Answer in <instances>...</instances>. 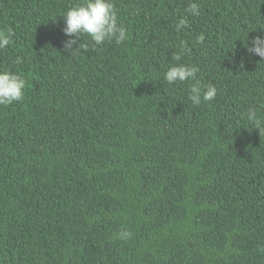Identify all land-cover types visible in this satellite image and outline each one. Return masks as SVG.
Wrapping results in <instances>:
<instances>
[{
    "label": "trees",
    "instance_id": "obj_1",
    "mask_svg": "<svg viewBox=\"0 0 264 264\" xmlns=\"http://www.w3.org/2000/svg\"><path fill=\"white\" fill-rule=\"evenodd\" d=\"M79 2L0 0V70L27 82L0 105V264H264V133L247 120L264 118L248 51L264 0H114L128 39L70 55ZM175 63L216 98L193 106L192 81L163 78Z\"/></svg>",
    "mask_w": 264,
    "mask_h": 264
},
{
    "label": "clouds",
    "instance_id": "obj_2",
    "mask_svg": "<svg viewBox=\"0 0 264 264\" xmlns=\"http://www.w3.org/2000/svg\"><path fill=\"white\" fill-rule=\"evenodd\" d=\"M187 11L191 15H199V5L190 3ZM65 22L63 32L70 37L64 42V50L73 55L75 52L89 50L95 51L98 46L106 41H114L120 45L128 39L127 28L119 23L117 8L114 0H80L79 3L68 9L62 16ZM176 30L181 31L188 27V21L180 18L176 24ZM83 36V42L80 37ZM74 37V38H72ZM85 37L90 38V43L85 42ZM205 35L200 33L196 37L197 44H203ZM11 34L0 30V50L8 48L11 44ZM252 47L248 48L249 53L255 54L264 59V37L257 36L251 40ZM184 42L181 41V53L176 54L174 59L180 61L181 54L185 51ZM17 57L13 63H21ZM200 72L196 65L175 63L167 68L163 74L164 80L174 85L192 81L188 90V99L193 106L199 107L203 102L213 101L217 96V89L214 85H203L197 74ZM26 79L12 71L0 70V105L9 106L13 102H20L24 99L26 89ZM247 120L251 127L259 129V134L264 133V118H258L254 109H249ZM131 232L121 229L118 238L127 240L131 237Z\"/></svg>",
    "mask_w": 264,
    "mask_h": 264
}]
</instances>
